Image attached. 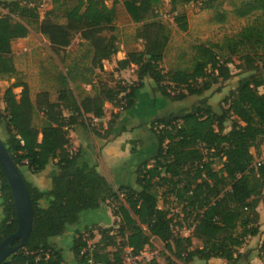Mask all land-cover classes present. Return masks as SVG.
I'll use <instances>...</instances> for the list:
<instances>
[{
    "label": "trees",
    "instance_id": "obj_1",
    "mask_svg": "<svg viewBox=\"0 0 264 264\" xmlns=\"http://www.w3.org/2000/svg\"><path fill=\"white\" fill-rule=\"evenodd\" d=\"M119 1L49 0L50 4L61 2L65 7L63 23L52 21V12L38 21L41 0L0 2V9L6 11L0 16V75L13 73L12 42L27 37L33 24L54 53L67 48L78 35L92 50L93 68L101 69V63L116 53L115 37L102 34L113 31ZM158 1H122L131 22L139 24L136 38L143 42L141 52L128 53L117 62L118 71L135 68L136 81L130 85L99 87L94 95L77 100L62 79L55 102L50 101L45 91L36 93L32 100L25 83L5 88L1 99L4 108L0 113L5 137L0 140L14 166L19 173L20 167L26 166L32 174H39L52 163L55 170L47 191L26 183L20 173L32 207V228L25 248L0 264H63L62 250L50 240L61 236L67 226L77 224L82 212L96 210L106 202L117 219L116 228H85L83 233H76L69 250L76 264H123L124 248L137 255L149 247L152 240L161 243L162 250L145 264H173L174 261L189 264L194 260L208 262L211 259L236 264L243 258L238 249L245 240L260 234L257 207L264 199V163L254 167L249 149L259 156L264 146V67H259L252 56L239 57L240 64L236 66L239 74L249 75L239 79L235 91L225 100L229 102L228 108L220 115L213 113L202 100L192 110L150 124L158 147L151 163L137 169L136 188L114 189L95 166L78 164L79 152L69 150L72 127H85L84 121L90 118L101 119L105 103L120 111L130 109L145 79L151 80L162 96L182 101L189 96H201L219 80L227 81L234 76L227 67L231 60L223 61L203 46L195 47L196 55L189 69L163 73L159 64L167 36L154 9ZM168 1L171 11L175 12L178 29L186 31V16L180 8L199 0ZM211 1L204 3L206 9H214ZM255 11L264 16V0L247 2L236 13L243 17ZM239 42L264 49V22L244 28ZM208 66L210 71H207ZM13 88L21 89L18 99ZM172 91L175 93L171 94ZM63 111L68 113L66 117ZM36 114L42 117L40 127L34 124ZM111 116L115 121L117 115ZM230 116L234 119L230 130L224 133ZM114 121H110L103 133L95 132L96 136L108 138ZM217 159L224 161L222 167L214 171L211 166ZM161 187L169 189L178 201L186 202L177 226L191 221L189 235L174 232L172 219L168 211L159 206L154 191ZM0 199L1 242L16 229L14 204L1 167ZM93 231L99 236L96 247H100V252L87 250V242L94 239ZM262 234L257 253L264 264V231ZM118 239L121 244L117 243ZM192 239L201 246L192 248ZM17 244L15 240L13 245Z\"/></svg>",
    "mask_w": 264,
    "mask_h": 264
},
{
    "label": "rangeland",
    "instance_id": "obj_2",
    "mask_svg": "<svg viewBox=\"0 0 264 264\" xmlns=\"http://www.w3.org/2000/svg\"><path fill=\"white\" fill-rule=\"evenodd\" d=\"M122 1L120 0L115 7V20L113 22V31H105L102 35L109 37L113 35L116 39V53L109 60L101 63L102 68H93L91 64L92 50L88 43L76 35L70 45L58 52L50 49L47 39L41 36L36 25H30L27 37L12 42L13 51V73L9 75H0V113L3 112L4 104L2 95L6 87L14 83H25L29 88L31 99H34L36 93L47 92L52 102L56 101L57 93L62 88V79L66 80V86L70 89L77 100L85 95H94L99 87H114L115 85L127 86L136 81L135 68L129 67L118 71L117 62L122 60L128 53L141 52L143 42L136 38L139 24H133L126 14ZM209 0H199L198 2L182 6L180 11L184 12L187 21V29L182 32L174 22L175 12L171 11L168 0H159L154 9L157 19L160 20L167 36V45L163 53V59L159 67L163 73L174 70L189 69L193 63L196 52L195 47L203 46L211 49L219 55L221 59L231 60L227 67L233 77L227 81H218L211 85L210 89L201 96H189L182 101H172L171 104L163 105L155 103L157 116H166L168 111H172L169 116H178L189 110L204 100L209 105L213 113L220 115L223 110L228 108L229 102L225 100L230 92L235 91L239 79L249 74H239L240 70L236 68L240 64L239 57L244 55L252 56L256 59L259 67H264V49L257 48L250 43L239 42V34L248 26L259 25L264 22V16L259 11L249 13L240 17L236 13L237 9H243V5L252 0H212L214 9H206L204 3ZM62 2V1H61ZM59 4H50L49 0H41L38 7L40 22L46 13L52 12V21L63 23V11L65 7ZM6 14V11L0 9V16ZM257 57H260L258 60ZM210 71V67H207ZM148 88V94L158 92L154 83L144 80ZM21 89L13 88L12 92L19 98ZM261 93V90H259ZM175 93L174 91L171 94ZM109 103L104 104L105 114L101 119L92 118L85 120V128L92 134L98 131H105L112 120L113 111H120ZM68 113L63 111V116ZM165 117V118H166ZM116 119V118H115ZM234 117L230 116L225 122L224 133L230 130ZM115 122V121H114ZM152 123V122H151ZM150 123V124H151ZM34 124L38 127L42 125V117L36 114ZM5 134L0 126V139H4ZM249 153L253 156V164L264 159V146L259 150V156L255 155L252 148ZM223 159H217L211 166L214 171L222 167ZM155 194L158 198V204L169 213L172 219L173 230L180 236H187L190 233L191 221L181 222V227L177 226L183 217L182 206L185 201H178L166 187L155 188ZM110 205V204H109ZM96 211H84L80 215V221L75 226H67L66 231L60 237L63 264H76L73 260L69 247L72 243V232L75 227L81 229L84 225L91 222V216ZM259 216L260 234L253 238H247L244 245L238 249L243 258L236 264H263L258 258L257 248L263 239L264 231V199L257 207ZM113 228V227H112ZM116 228V227H114ZM88 235V234H87ZM99 240L98 234H94V239L89 240L90 249L100 252V247H96ZM121 244V240H117ZM200 242L192 239V248H199ZM149 248V249H148ZM146 248L156 255L162 250V245L157 240H152L151 245ZM107 251L113 252L114 249ZM173 264H184L180 261H174ZM189 264H208L207 262L194 260ZM211 264H225V261L215 259Z\"/></svg>",
    "mask_w": 264,
    "mask_h": 264
},
{
    "label": "crops",
    "instance_id": "obj_3",
    "mask_svg": "<svg viewBox=\"0 0 264 264\" xmlns=\"http://www.w3.org/2000/svg\"><path fill=\"white\" fill-rule=\"evenodd\" d=\"M12 1L16 0H0V2ZM147 90L148 88L144 83V87L137 92L130 109L113 111L117 118L108 138H99L84 126H74L69 130V150L79 152L78 164L86 163L89 166H95L97 172L104 176L114 189L120 186L136 188L137 169L144 163H151L158 147L156 139L149 129L150 123L165 118L172 113V111H168L166 116H157L155 114L157 113L155 103L168 105L171 102L158 92H151L149 95ZM105 129L106 127H104ZM98 133H103V131H98ZM54 170L52 163L39 174H32L26 166L20 167V173L24 181L41 191L50 189V177ZM94 211L97 214L94 213L95 215L91 216L89 224L84 225L81 229L78 227L73 229L72 239L76 233H83L85 228L107 229L116 227L115 222L117 219L112 215L107 202ZM2 218L0 199V222ZM92 233L93 235L97 234L96 231ZM60 237L52 238L50 242L63 250ZM214 260L211 259L207 263L211 264Z\"/></svg>",
    "mask_w": 264,
    "mask_h": 264
},
{
    "label": "water",
    "instance_id": "obj_4",
    "mask_svg": "<svg viewBox=\"0 0 264 264\" xmlns=\"http://www.w3.org/2000/svg\"><path fill=\"white\" fill-rule=\"evenodd\" d=\"M0 167L9 187L15 210L16 229L15 232L5 237L0 242V263L25 248L29 237L32 223V207L27 187L18 171L11 161L5 147L0 140ZM17 240L18 244L13 245Z\"/></svg>",
    "mask_w": 264,
    "mask_h": 264
},
{
    "label": "built area",
    "instance_id": "obj_5",
    "mask_svg": "<svg viewBox=\"0 0 264 264\" xmlns=\"http://www.w3.org/2000/svg\"><path fill=\"white\" fill-rule=\"evenodd\" d=\"M261 163H264V159L253 164V166H257ZM148 247H145L139 254L133 255L131 250L128 248L123 249V264H145L149 262L154 256L153 252H150ZM87 250H90L89 242H87Z\"/></svg>",
    "mask_w": 264,
    "mask_h": 264
}]
</instances>
